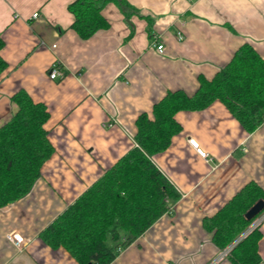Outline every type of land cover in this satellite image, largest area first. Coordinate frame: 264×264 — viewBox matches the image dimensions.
I'll list each match as a JSON object with an SVG mask.
<instances>
[{
	"label": "crops",
	"instance_id": "1",
	"mask_svg": "<svg viewBox=\"0 0 264 264\" xmlns=\"http://www.w3.org/2000/svg\"><path fill=\"white\" fill-rule=\"evenodd\" d=\"M72 1L0 0V56L7 62L0 125L15 111L13 93L24 89L46 105L54 148L30 191L0 207V264H79L40 232L136 146L137 115L167 90L193 93L197 76L211 77L243 43L264 58V0H126L128 16L111 1L101 9L108 27L87 39L71 28ZM56 61L64 75L51 79ZM175 118L181 130L150 158L180 196L111 264H229L202 219L250 180L264 190V121L246 132L220 101ZM259 230L264 264V219ZM10 232L23 237L21 246L6 238Z\"/></svg>",
	"mask_w": 264,
	"mask_h": 264
},
{
	"label": "trees",
	"instance_id": "2",
	"mask_svg": "<svg viewBox=\"0 0 264 264\" xmlns=\"http://www.w3.org/2000/svg\"><path fill=\"white\" fill-rule=\"evenodd\" d=\"M111 1L125 16L133 10L126 0L69 3L68 10L74 16L71 28L81 39L108 27L101 9ZM3 45L0 36V49ZM6 67L0 56V74ZM11 100L15 111L0 125V207L30 191L54 150L45 127L49 118L46 105L24 89L13 93ZM214 101H220L246 132L264 121V58L250 43L239 45L211 77L199 74L193 93L167 90L150 112L139 113L134 122L136 146L40 232L43 242L52 248H64L79 264H111L120 249L168 212L180 196L150 158L165 150L181 130L175 114L201 110ZM258 199L264 200V190L250 180L216 212L202 219L203 228L211 232L219 249L232 245L226 253L229 264L261 261L259 225L237 240L264 211L250 220L245 218V212Z\"/></svg>",
	"mask_w": 264,
	"mask_h": 264
},
{
	"label": "built area",
	"instance_id": "3",
	"mask_svg": "<svg viewBox=\"0 0 264 264\" xmlns=\"http://www.w3.org/2000/svg\"><path fill=\"white\" fill-rule=\"evenodd\" d=\"M37 13H34L33 16H36ZM177 37L181 39L183 37V34L181 31L177 32ZM151 45L154 47V49L158 52H162L164 45L162 42H160L155 36L152 38ZM64 68L58 63V61L51 64V66L48 69V75L51 79H57L64 75ZM188 143L195 149V151L206 161L210 160V157L208 156V153L202 150L200 147L197 146V142H195L194 139L189 138ZM264 219V211L260 213L252 222V224L249 226V228L246 230L244 235L251 231L253 228H255L257 225L260 224V222ZM6 238L11 241L13 244H15L17 247L21 246L24 242L23 237H21L17 233L10 232L6 235ZM229 250L226 249L224 253H227Z\"/></svg>",
	"mask_w": 264,
	"mask_h": 264
},
{
	"label": "water",
	"instance_id": "4",
	"mask_svg": "<svg viewBox=\"0 0 264 264\" xmlns=\"http://www.w3.org/2000/svg\"><path fill=\"white\" fill-rule=\"evenodd\" d=\"M264 208V200L258 199L254 204H252L248 210L245 212V218L250 220L255 217ZM91 264V263H90Z\"/></svg>",
	"mask_w": 264,
	"mask_h": 264
},
{
	"label": "rangeland",
	"instance_id": "5",
	"mask_svg": "<svg viewBox=\"0 0 264 264\" xmlns=\"http://www.w3.org/2000/svg\"><path fill=\"white\" fill-rule=\"evenodd\" d=\"M254 219H255V218H254ZM253 221H254V220H253ZM253 221H252V222H253ZM252 222L250 223V225L252 224ZM250 225H249V226H250ZM249 226L247 227V229L249 228ZM247 229H246V230H247ZM246 230L241 234V236H240L239 238H237V240H239L241 237L244 236V233L246 232ZM237 240H236V241H237ZM233 244H234V243H233ZM231 246H232V245L230 244L226 249H228V248L230 249ZM226 249H225V250H226Z\"/></svg>",
	"mask_w": 264,
	"mask_h": 264
}]
</instances>
